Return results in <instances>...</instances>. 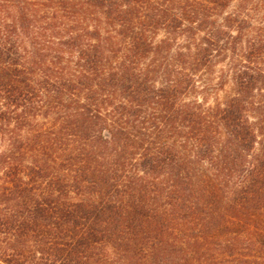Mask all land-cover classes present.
<instances>
[{"label": "trees", "instance_id": "16d2710c", "mask_svg": "<svg viewBox=\"0 0 264 264\" xmlns=\"http://www.w3.org/2000/svg\"><path fill=\"white\" fill-rule=\"evenodd\" d=\"M264 0H0V264H264Z\"/></svg>", "mask_w": 264, "mask_h": 264}, {"label": "rangeland", "instance_id": "374dc122", "mask_svg": "<svg viewBox=\"0 0 264 264\" xmlns=\"http://www.w3.org/2000/svg\"><path fill=\"white\" fill-rule=\"evenodd\" d=\"M264 7V6H263Z\"/></svg>", "mask_w": 264, "mask_h": 264}]
</instances>
